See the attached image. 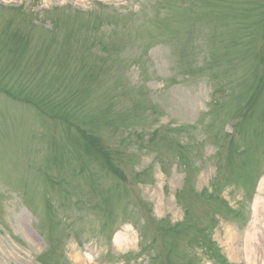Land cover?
I'll return each instance as SVG.
<instances>
[{"label":"rangeland","instance_id":"374dc122","mask_svg":"<svg viewBox=\"0 0 264 264\" xmlns=\"http://www.w3.org/2000/svg\"><path fill=\"white\" fill-rule=\"evenodd\" d=\"M263 184L264 0H0V264H248Z\"/></svg>","mask_w":264,"mask_h":264},{"label":"bare ground","instance_id":"6f19581e","mask_svg":"<svg viewBox=\"0 0 264 264\" xmlns=\"http://www.w3.org/2000/svg\"><path fill=\"white\" fill-rule=\"evenodd\" d=\"M264 185V184H263ZM263 199L258 197L254 207H255V217L257 216V212L263 209ZM256 221L251 228V230L246 235V251L245 256L247 257L248 264H263L264 263V247H261L260 243L264 244V233L258 234L257 224H258V216L256 217ZM261 222V221H259ZM260 235V237H259ZM260 246V250L257 246Z\"/></svg>","mask_w":264,"mask_h":264},{"label":"trees","instance_id":"16d2710c","mask_svg":"<svg viewBox=\"0 0 264 264\" xmlns=\"http://www.w3.org/2000/svg\"><path fill=\"white\" fill-rule=\"evenodd\" d=\"M254 98H256V97H254ZM256 99H258V98H256ZM252 102H253V100H252ZM251 104H253V103H251ZM249 108H250V107H249ZM97 147H98L100 150L103 151L101 154L103 155V157H106V158L109 160V163H110L111 167L114 168V169H116L117 173H120V175H121V174H122L121 171L118 170V168H117L112 162H110V158H109V156H108V152L104 151V149H103L99 144L97 145Z\"/></svg>","mask_w":264,"mask_h":264}]
</instances>
